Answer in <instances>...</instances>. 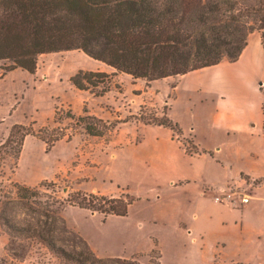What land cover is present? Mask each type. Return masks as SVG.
<instances>
[{
  "label": "rangeland",
  "instance_id": "rangeland-1",
  "mask_svg": "<svg viewBox=\"0 0 264 264\" xmlns=\"http://www.w3.org/2000/svg\"><path fill=\"white\" fill-rule=\"evenodd\" d=\"M7 66L9 62H0V259L4 264H77L33 246L23 235L12 241L11 226L30 229L29 235L39 231L57 249L87 264L135 260L138 264H232L239 263L234 257L246 256V249L258 245L255 238L237 234L240 213L219 211L211 199L195 200L171 188L173 180L179 185L180 177L189 174V167L203 164L192 159L190 165L177 154L178 148L192 152L199 149L194 141L206 145L222 137L223 131L211 123L217 105L214 94L193 89L189 94L176 93L180 76L153 82L135 79L82 51L41 55L33 74L22 69L4 73ZM231 67L223 73L235 75L233 84L249 92L255 70L241 61ZM215 71L207 68L189 74L206 76ZM89 72L112 76L110 90L103 96L100 87L82 91L73 85L80 73ZM60 109L72 111L76 118L96 117L105 127L95 136L64 113L56 122ZM155 119L167 120L177 129L144 122ZM16 125L22 127L18 133L32 131L18 157L16 134L12 146L5 145ZM207 155L201 175L212 179L223 162ZM242 179L245 182L238 187L250 188L251 195L264 184H256L262 178ZM15 183L31 187L39 196L19 199ZM122 196L129 202L125 217L116 214L120 203H110ZM84 200L89 208L80 207ZM88 250L93 259H86Z\"/></svg>",
  "mask_w": 264,
  "mask_h": 264
},
{
  "label": "trees",
  "instance_id": "trees-1",
  "mask_svg": "<svg viewBox=\"0 0 264 264\" xmlns=\"http://www.w3.org/2000/svg\"><path fill=\"white\" fill-rule=\"evenodd\" d=\"M254 32L261 34L264 48V0H0V62H9L2 69L6 72L22 69L33 74L41 55L82 51L135 79L153 82L234 63ZM72 83L82 91L100 87L99 95L103 96L110 90L112 76L80 73ZM60 113L78 121L90 135L97 136L105 127L96 117L76 118L72 111L62 109L56 112V122L61 120ZM144 122L177 129L167 120ZM20 129L16 125L5 142L12 146L11 137L18 136L14 141L17 157L32 133H18ZM56 133L53 130L52 134ZM42 140L46 141L44 137ZM199 153L196 149L188 154ZM262 183L264 178L256 181L257 185ZM13 186L21 200L39 196L31 187ZM84 201L80 207L89 208ZM110 203H120L117 215H128L125 197ZM9 229L12 241L23 235L33 246L38 244L60 259L87 264L81 257L57 249L39 231L29 235L30 229ZM88 256L86 259L94 258L90 250ZM135 261L130 264H138ZM4 262L0 259V264Z\"/></svg>",
  "mask_w": 264,
  "mask_h": 264
},
{
  "label": "crops",
  "instance_id": "crops-1",
  "mask_svg": "<svg viewBox=\"0 0 264 264\" xmlns=\"http://www.w3.org/2000/svg\"><path fill=\"white\" fill-rule=\"evenodd\" d=\"M257 33L260 36L250 35L246 49L236 61H241L255 70L253 79H249V92L242 89L243 87L238 84H233L235 75L227 77L228 75L226 76L222 71L223 69L232 71L231 65L236 62L222 63L212 67L216 71L212 72L211 75L193 76L186 74L180 76L176 81L174 87L176 93L184 91L189 94L190 90L193 89L195 91H207L216 96L217 105L211 123L217 130L223 131L220 132L222 137L219 141L211 139L206 145L197 139V142L194 141V144L198 143L199 146L195 145L200 150L206 152L205 154L189 156L190 150L187 147H183V150L182 148L177 150V154L190 165L193 164L194 160L192 159L203 161V164H199L196 169L193 166L189 167L191 171L189 174L180 177L179 185L175 180L170 183L172 189L181 191L185 196L192 199L213 200L210 196H204L202 193L215 192L223 187L241 186L245 182L242 176L249 180L264 178V48L261 34ZM158 127L162 128L163 126L158 125ZM27 141L24 144L28 143ZM208 152L214 157V160L220 158L223 162L221 171L215 168L212 179L201 175L208 165L206 163ZM251 196L248 204H242L239 199L233 203L213 201L219 211L236 215L240 213L241 217L238 215L235 221L236 224L241 225L237 234L240 233L241 236L245 234L250 239L255 238L258 242L257 246L253 244L250 250L246 249V256L241 254L239 257H234V260L243 264H264V221H260V216L264 212V184L257 186L252 191ZM157 199L159 200L160 197ZM253 220L257 224H252L251 221ZM246 223L251 226L255 225L257 230L248 229ZM243 224L248 231L243 230L245 227ZM235 231L237 232V229ZM241 247H244L242 243Z\"/></svg>",
  "mask_w": 264,
  "mask_h": 264
},
{
  "label": "built area",
  "instance_id": "built-area-1",
  "mask_svg": "<svg viewBox=\"0 0 264 264\" xmlns=\"http://www.w3.org/2000/svg\"><path fill=\"white\" fill-rule=\"evenodd\" d=\"M250 191V188H220L215 192H203L202 195L210 196L215 202L218 203H233L235 200L239 199L242 204H248L252 198Z\"/></svg>",
  "mask_w": 264,
  "mask_h": 264
}]
</instances>
